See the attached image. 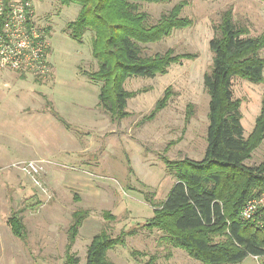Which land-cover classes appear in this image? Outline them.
<instances>
[{"label": "rangeland", "instance_id": "1", "mask_svg": "<svg viewBox=\"0 0 264 264\" xmlns=\"http://www.w3.org/2000/svg\"><path fill=\"white\" fill-rule=\"evenodd\" d=\"M30 1L38 22L49 29L53 73L47 79L0 74V264H66L72 216L83 210L90 215L69 251L70 257L79 260L77 264H86L93 237L103 229L113 238L122 232L133 233L124 246L109 251L113 264H202L162 241L160 231L142 228L155 210L147 196L159 204L175 184L162 157L170 161L204 158L210 98L203 79L212 69L210 41L221 14L232 9L234 20L249 30L250 37L264 36V3L170 0L142 4L141 11L155 23L175 5L186 2L182 17L194 23L160 43L144 46L145 56L170 49L176 55L197 56L171 66L167 75L129 79L125 90L136 93L128 101L129 116L112 121L99 106L101 83L83 74L98 71L92 56L94 34L88 31L80 44L65 32L67 24L76 19L79 6H62L55 0ZM261 55L264 58V50ZM169 87L173 93L167 106L148 121ZM233 92L235 99L241 100L247 138L261 113L264 82L235 79ZM252 154L247 166L264 162V141ZM127 159L134 172L131 177ZM29 161L39 163L38 184L19 167ZM18 211H22L28 232L26 245L8 225V219ZM241 264L262 261L250 257Z\"/></svg>", "mask_w": 264, "mask_h": 264}, {"label": "trees", "instance_id": "2", "mask_svg": "<svg viewBox=\"0 0 264 264\" xmlns=\"http://www.w3.org/2000/svg\"><path fill=\"white\" fill-rule=\"evenodd\" d=\"M12 1L15 0H6L8 5ZM55 1L62 6L77 5L80 8L76 19L65 28L72 40L82 44L88 31L94 34L92 56L98 63V71L83 74L91 81L101 83L99 106L112 121L129 116L128 101L136 95L125 90L129 79L167 75L171 66L197 56L176 55L171 49L153 57L144 55V46L160 43L175 31L193 26V20L182 17L188 5L186 2L175 5L157 22L150 23L149 15L141 11L142 4H165L170 0ZM259 1L264 3V0ZM213 30L214 37L210 41L212 69L203 79L210 98L206 153L200 161H170L162 157L175 184L159 204L147 196L155 210L142 228L160 231L162 241L185 251L202 264H241L250 257L261 259L264 264V206L250 219L242 216L250 201L264 195V162L258 166L245 164L264 141V97L253 133L245 138L241 100L235 99L233 92L235 79L253 84L264 82V58L261 55L264 36L250 37L249 30L234 20L232 9L221 14L220 23ZM171 92L170 87L165 90L148 121L167 106ZM53 114L71 129L57 112ZM127 169L131 177L134 172L129 159ZM21 212L14 213L8 219V225L15 237L26 242L28 232ZM89 215L83 210L72 216L66 264L79 261L70 257L69 251ZM106 216L113 218L109 213ZM121 234L113 238L107 229H103L94 236L86 264H113L108 258L109 251L124 246L127 236L133 233Z\"/></svg>", "mask_w": 264, "mask_h": 264}, {"label": "built area", "instance_id": "3", "mask_svg": "<svg viewBox=\"0 0 264 264\" xmlns=\"http://www.w3.org/2000/svg\"><path fill=\"white\" fill-rule=\"evenodd\" d=\"M3 72L34 79H47L53 73L47 27L38 22L31 1L15 0L8 5L0 0V74ZM19 167L38 184V162ZM263 206L264 195L247 204L243 218L250 219Z\"/></svg>", "mask_w": 264, "mask_h": 264}, {"label": "crops", "instance_id": "4", "mask_svg": "<svg viewBox=\"0 0 264 264\" xmlns=\"http://www.w3.org/2000/svg\"><path fill=\"white\" fill-rule=\"evenodd\" d=\"M17 238V237H16ZM28 239V238H27ZM20 240V239H19ZM20 241H22V240H20ZM25 245L27 244V242H24V241H22Z\"/></svg>", "mask_w": 264, "mask_h": 264}]
</instances>
